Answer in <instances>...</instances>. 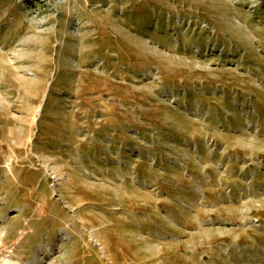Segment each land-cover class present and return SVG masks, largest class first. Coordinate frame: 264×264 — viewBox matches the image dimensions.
Here are the masks:
<instances>
[{
	"label": "rangeland",
	"instance_id": "1",
	"mask_svg": "<svg viewBox=\"0 0 264 264\" xmlns=\"http://www.w3.org/2000/svg\"><path fill=\"white\" fill-rule=\"evenodd\" d=\"M0 264H264V0H0Z\"/></svg>",
	"mask_w": 264,
	"mask_h": 264
}]
</instances>
